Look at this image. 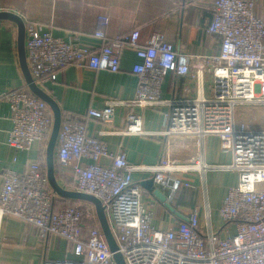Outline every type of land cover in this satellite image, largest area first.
<instances>
[{"label": "built area", "instance_id": "obj_1", "mask_svg": "<svg viewBox=\"0 0 264 264\" xmlns=\"http://www.w3.org/2000/svg\"><path fill=\"white\" fill-rule=\"evenodd\" d=\"M210 9L214 20L207 32L221 38V47L209 56L181 53L161 33L141 45L139 29L110 40L99 30L92 37L100 43L86 44L81 35L65 41L40 24H25L27 64L40 88L69 65L117 73L123 52L132 49L139 60L132 68L138 80L133 103L141 113L128 114L123 133L154 136L145 129L143 112L170 107L161 132L164 150L153 166L130 165L124 151L112 153L106 143L89 135V119L112 124L115 101L91 108L84 118L62 121L59 169L71 176L75 191L101 201L125 264H264V20L250 0H216ZM169 74L195 83L194 95L163 100ZM0 100L11 110L10 147L29 151L36 143H48L54 118L45 102L28 88L10 90ZM211 139L218 140L229 161H207ZM104 158L111 163L102 164ZM140 171L151 173L154 184L168 191V201L183 187L200 190L183 176L196 173L202 202L185 221L168 230L155 228L152 212L142 201L145 191L133 177ZM211 172L237 175L217 209L220 226L209 203ZM56 200L39 162H30L22 172L7 170L0 190V221L15 218L38 228L42 239L52 234L72 244L74 258L42 264H114L95 208L77 203L55 210Z\"/></svg>", "mask_w": 264, "mask_h": 264}, {"label": "crops", "instance_id": "obj_2", "mask_svg": "<svg viewBox=\"0 0 264 264\" xmlns=\"http://www.w3.org/2000/svg\"><path fill=\"white\" fill-rule=\"evenodd\" d=\"M215 1L0 0V12L17 14L28 25L40 24L44 31L65 41L81 35L84 43L98 44L100 41L92 37L96 31H103L110 40L121 33L139 29L141 45L152 34L161 33L181 53L209 56L218 54L221 47V38L207 32L214 20L210 6ZM250 1L255 2L256 14L264 20V0ZM138 61L134 50L127 49L121 56L117 73L69 65L58 72L54 82H47L41 88L57 102L62 112V121L70 117L84 118L91 108L102 109L109 101L117 102L110 126L94 119L88 120L89 135L106 143L112 153L124 151L130 165L153 166L160 161L164 150L165 138L161 132L166 127L170 107H149L143 112L145 129L154 132V136L123 133L128 114L141 113L140 108L133 103L138 80L132 68ZM27 88L19 62L18 26L9 20H0V95L10 90ZM194 91L195 83L169 74L163 82L162 97L163 100L180 101L194 95ZM11 129L10 106L5 100H0V190L7 170L22 172L30 162L37 161L47 172L48 143H36L29 151L16 150L8 144ZM57 149L58 146L55 150V173L61 175L56 177L57 181L64 189L75 191L71 176L59 169ZM206 159L209 163L218 164L229 161V156L220 150L217 139H211L208 141ZM82 162L91 163L90 160ZM101 163L110 164L111 160L104 158ZM183 176L199 186L200 190L181 188L168 201L174 209L171 211L145 187L144 183L152 181L151 173L140 171L133 174L134 180L145 191L142 201L152 212L155 228L168 230L179 221H185L191 210L202 202L200 176L196 173ZM207 181L213 220L216 226H220L217 209L228 187L237 183V175L232 172H211ZM153 187L168 195L167 190L155 184ZM57 201L67 200L58 198ZM59 202L55 210L60 209L57 207ZM71 203H81L83 208H95L85 202ZM72 249V244L61 236L51 234L42 239L38 228L18 219L8 217L0 221V264H42L45 260L74 258Z\"/></svg>", "mask_w": 264, "mask_h": 264}, {"label": "water", "instance_id": "obj_3", "mask_svg": "<svg viewBox=\"0 0 264 264\" xmlns=\"http://www.w3.org/2000/svg\"><path fill=\"white\" fill-rule=\"evenodd\" d=\"M0 20H9L18 26V55L20 67L23 72L27 87L29 91L38 97L40 100L45 102L53 113L54 123L52 132L48 141L46 150V167H47V178L49 184L58 198L71 201V202H85L93 205L96 210L97 218L102 229L104 239L109 246L110 251L113 253V260L115 264H125L122 254L119 252L117 242L112 233L105 208L101 201L89 194L81 193L78 191L67 190L61 187L58 183L55 173V150L58 143V137L60 128L62 125V112L57 102L49 96L42 88H40L31 76L26 55V28L23 19L11 12H0ZM153 180L151 182L144 183L145 187L151 191V193L161 202L165 203L167 208L171 211L174 209L169 205L167 196L160 190L153 187Z\"/></svg>", "mask_w": 264, "mask_h": 264}, {"label": "trees", "instance_id": "obj_4", "mask_svg": "<svg viewBox=\"0 0 264 264\" xmlns=\"http://www.w3.org/2000/svg\"><path fill=\"white\" fill-rule=\"evenodd\" d=\"M57 163H58V165H59V162H58V161H57ZM40 166H41V165H40ZM56 177H61L60 173H56ZM57 202H59V201L56 200V201H55V205H56ZM69 203H70V202H67V201H64V202L61 201V202H59V204H60V205H63L64 207H65L67 204H69ZM69 206H71V205H69ZM64 207H62V208H64Z\"/></svg>", "mask_w": 264, "mask_h": 264}, {"label": "rangeland", "instance_id": "obj_5", "mask_svg": "<svg viewBox=\"0 0 264 264\" xmlns=\"http://www.w3.org/2000/svg\"><path fill=\"white\" fill-rule=\"evenodd\" d=\"M69 205L73 206V205H76V204H72V203L70 202V203L67 204L65 207L62 206V205H57V207H60V209H61L62 207H64V208L70 207ZM61 206H62V207H61Z\"/></svg>", "mask_w": 264, "mask_h": 264}, {"label": "bare ground", "instance_id": "obj_6", "mask_svg": "<svg viewBox=\"0 0 264 264\" xmlns=\"http://www.w3.org/2000/svg\"><path fill=\"white\" fill-rule=\"evenodd\" d=\"M53 114V113H52Z\"/></svg>", "mask_w": 264, "mask_h": 264}]
</instances>
